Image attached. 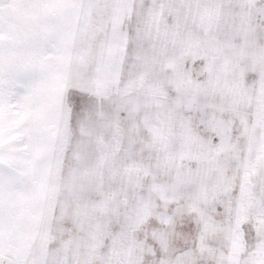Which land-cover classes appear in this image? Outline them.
I'll return each mask as SVG.
<instances>
[{
	"label": "snow or ice",
	"instance_id": "1",
	"mask_svg": "<svg viewBox=\"0 0 264 264\" xmlns=\"http://www.w3.org/2000/svg\"><path fill=\"white\" fill-rule=\"evenodd\" d=\"M0 264H264V0H0Z\"/></svg>",
	"mask_w": 264,
	"mask_h": 264
}]
</instances>
